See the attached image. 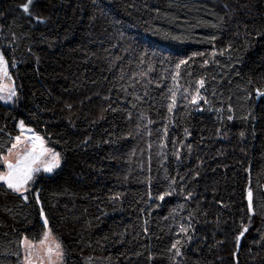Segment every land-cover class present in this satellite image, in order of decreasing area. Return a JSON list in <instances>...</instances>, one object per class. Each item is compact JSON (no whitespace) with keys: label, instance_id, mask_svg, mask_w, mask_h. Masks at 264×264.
Masks as SVG:
<instances>
[{"label":"trees","instance_id":"obj_1","mask_svg":"<svg viewBox=\"0 0 264 264\" xmlns=\"http://www.w3.org/2000/svg\"><path fill=\"white\" fill-rule=\"evenodd\" d=\"M24 3L0 0L17 94L0 103V171L19 121L61 167L27 201L0 184V264L40 241L41 207L63 264H264V0H35L45 23Z\"/></svg>","mask_w":264,"mask_h":264},{"label":"snow or ice","instance_id":"obj_2","mask_svg":"<svg viewBox=\"0 0 264 264\" xmlns=\"http://www.w3.org/2000/svg\"><path fill=\"white\" fill-rule=\"evenodd\" d=\"M35 0H26V3H24L21 8L22 11L29 16L30 19H35L37 23H45L46 21L39 17H33L31 8L34 5ZM141 62H143V57L141 58ZM186 61H181L180 64H184ZM207 63V61H205ZM180 64H177L176 67L179 69ZM8 64L5 59V55L3 52H0V74H2L4 77H8ZM177 75L179 73L177 72ZM121 79H123V75L121 76ZM175 79V77H174ZM200 87L204 86V81L201 80L198 82ZM4 91V89H0V92ZM256 93L260 97H264V91H261L260 89H256ZM7 98L11 100L13 97L16 96V90L14 87H10L7 89ZM3 97L0 96V99ZM139 99V97H137ZM204 99L203 96L200 95L199 90L197 89L196 93L191 96V103L192 104H198L200 100ZM205 103H207V100H205ZM176 105L175 100V93L172 94L171 97V103L168 105V111L171 112L173 107ZM135 106V105H133ZM114 110V109H113ZM229 111H231V108L229 107ZM229 120L232 119V116L228 117ZM20 128L24 129V123L23 121L20 122ZM165 132H167V128H165ZM186 135H190V132H188L187 129H185ZM28 142L31 143L30 148H26L23 155H21L15 163L11 162L7 158H3V163L7 167V172L3 175H0V180L4 181V183L7 184V187L11 189L13 192L20 194V196L27 201L28 196L25 195V193L29 192V182L34 180V174L39 173L41 171L45 173H52L54 169L60 167V155L59 153H56L52 151L51 149H47L44 147V139L39 135H33L31 137H28ZM16 143L12 145V148H16L22 141L21 136H17L15 138ZM190 149V145L188 146ZM11 151V149L9 150ZM175 180L172 181V184H175ZM175 191L172 186H169V190L163 191L161 194H158L155 199H158L160 201H164L166 197H170L173 195V192ZM192 193L188 192L186 199H191ZM35 200L37 204H40V196L39 192L37 191L35 193ZM151 199V194H150ZM248 208L249 211L252 210V192H248ZM40 216L44 217V209L43 207L40 208ZM48 224L47 218L44 219V225L45 227ZM147 231V229H145ZM193 231L192 229V217L189 215L186 219V221H183L178 225V231H176L177 239L174 240V242L171 244V247L169 248L170 252H173L175 257H181L183 255L182 248L185 247V245L190 242L193 237L190 234V232ZM248 231V228L246 226L243 227L242 231L239 233V235L236 237L237 243L239 242L240 238ZM47 235V234H46ZM43 242V241H42ZM23 246L25 248V261L27 264H32L31 256H32V244L25 238V240L22 242ZM48 255L51 260V256L53 254V249L50 247L48 250ZM55 255L57 258H62L63 252L61 250V246L59 244L55 247Z\"/></svg>","mask_w":264,"mask_h":264},{"label":"rangeland","instance_id":"obj_3","mask_svg":"<svg viewBox=\"0 0 264 264\" xmlns=\"http://www.w3.org/2000/svg\"><path fill=\"white\" fill-rule=\"evenodd\" d=\"M7 71H8V69H7ZM8 77H10L9 73H8ZM10 87H14V83H13L11 77L9 79V78L4 77L2 74H0V89H4V91L0 92V96L3 97L2 99H0V103H2L3 105H6V106H11L15 102L16 97H17V94H16V96L13 97L11 100H9L7 98V96H8L7 89L10 88ZM197 89L199 90V93H200V85H199V87ZM20 122L21 121H19L17 123V131H18V135L21 136V141L22 142L16 148L13 149L12 148V145L14 143H16V140L14 139V142H13V144L10 147L11 151H9L10 150L9 149L6 152V154L2 157V168L3 169L0 171V175H3L4 173L7 172V167L3 163V158H7L11 162L15 163L16 160L21 155H23L25 149L31 147V143L28 142V139L27 138L28 137H31L33 135H39L32 128L27 127L26 125H24V129H21L20 126H19L20 125ZM44 142H45L44 143V147L45 148L51 149L52 151L58 153L55 149H53L52 147H50L47 144V142L45 141V139H44ZM60 167H61V157H60ZM60 167L54 169V171L52 173H45V172L41 171L39 173L34 174V180L33 181H30L29 182V185H28L29 190L31 189L32 184L34 183V181L36 180V178L38 176H47V177L48 176H52V175H54L60 169ZM0 184H3V185H5L7 187V184L4 183V181H2V180H0ZM27 193H25V195ZM16 194H18V193H16ZM18 195H20V194H18ZM42 219H43V223H44V217ZM31 244L33 246L32 249H31V251H32V256H31L32 264H63V256H62V258H57V256L55 255V247H56V245L59 244L61 246V250L63 252L62 245L55 238V236L52 234V232L50 231L48 225L45 227L43 236L40 239V241L39 242H36V243H31ZM50 247L54 250L53 251V254L51 256V260L49 258L48 251H47ZM22 253H23V264H27V262L25 261V254L26 253H25V248L23 246V243H22Z\"/></svg>","mask_w":264,"mask_h":264},{"label":"water","instance_id":"obj_4","mask_svg":"<svg viewBox=\"0 0 264 264\" xmlns=\"http://www.w3.org/2000/svg\"><path fill=\"white\" fill-rule=\"evenodd\" d=\"M241 238H242V237H241ZM241 238H240V240H239V242H238V244H237V248H239V245H240Z\"/></svg>","mask_w":264,"mask_h":264}]
</instances>
